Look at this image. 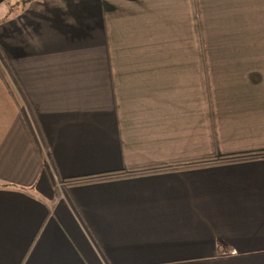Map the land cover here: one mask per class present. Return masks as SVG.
Returning a JSON list of instances; mask_svg holds the SVG:
<instances>
[{
    "label": "crops",
    "instance_id": "obj_1",
    "mask_svg": "<svg viewBox=\"0 0 264 264\" xmlns=\"http://www.w3.org/2000/svg\"><path fill=\"white\" fill-rule=\"evenodd\" d=\"M21 1L0 264H264V0Z\"/></svg>",
    "mask_w": 264,
    "mask_h": 264
},
{
    "label": "trees",
    "instance_id": "obj_2",
    "mask_svg": "<svg viewBox=\"0 0 264 264\" xmlns=\"http://www.w3.org/2000/svg\"><path fill=\"white\" fill-rule=\"evenodd\" d=\"M28 0H22L21 3H26Z\"/></svg>",
    "mask_w": 264,
    "mask_h": 264
},
{
    "label": "built area",
    "instance_id": "obj_3",
    "mask_svg": "<svg viewBox=\"0 0 264 264\" xmlns=\"http://www.w3.org/2000/svg\"><path fill=\"white\" fill-rule=\"evenodd\" d=\"M56 178H57V177H56ZM57 180H58V182H60V183L62 182L60 178H57Z\"/></svg>",
    "mask_w": 264,
    "mask_h": 264
}]
</instances>
